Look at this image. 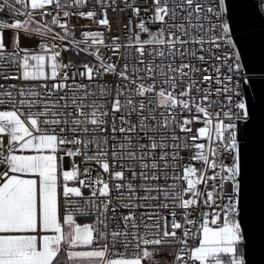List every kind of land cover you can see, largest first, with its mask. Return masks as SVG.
Segmentation results:
<instances>
[{
    "label": "snow or ice",
    "instance_id": "6c2138e0",
    "mask_svg": "<svg viewBox=\"0 0 264 264\" xmlns=\"http://www.w3.org/2000/svg\"><path fill=\"white\" fill-rule=\"evenodd\" d=\"M88 4L0 0V264H249L264 0Z\"/></svg>",
    "mask_w": 264,
    "mask_h": 264
},
{
    "label": "water",
    "instance_id": "95a60500",
    "mask_svg": "<svg viewBox=\"0 0 264 264\" xmlns=\"http://www.w3.org/2000/svg\"><path fill=\"white\" fill-rule=\"evenodd\" d=\"M253 154V187H254V207H255V233L252 237L248 260L249 264H264V246L260 242L259 230V208L261 191V172H262V148L259 131L257 130L252 142Z\"/></svg>",
    "mask_w": 264,
    "mask_h": 264
},
{
    "label": "built area",
    "instance_id": "2783aa9c",
    "mask_svg": "<svg viewBox=\"0 0 264 264\" xmlns=\"http://www.w3.org/2000/svg\"><path fill=\"white\" fill-rule=\"evenodd\" d=\"M93 6H96V0H89L88 7L91 8ZM97 8H98V6H97ZM129 14L130 13L128 12V10H125L124 12H120L119 10H117L116 12H113L111 9H109L108 16H109L110 20L113 21V24H112V33L105 32V38L106 39L108 38L109 35H117L120 37L121 41H126L127 30L125 28H123L122 23H120L119 21L126 23L127 22L126 18ZM37 19H39V17H37ZM72 20H73V23L76 24L78 30H79L81 25H88V27L91 30H97L98 28H101V30H102V26L92 24L90 21H87L83 18L73 17ZM57 31H59V29H57ZM101 52H102V54L105 55L106 59H108V60H118V57L113 56L110 51H108L104 48H101ZM63 55L65 56L66 59L68 58L67 53H63ZM74 57H76V58L86 57L89 60V61H87V63H93L94 62L93 58L88 56L87 54L82 53L81 55L74 56ZM157 62H159V61H157ZM118 63H123V61L118 60ZM76 64L80 65L78 63H76ZM77 79L79 80V77H77ZM106 79L108 80L109 83H115V77L109 76V77H106ZM13 82L14 81L5 82L3 80H0V83H5V84L13 83Z\"/></svg>",
    "mask_w": 264,
    "mask_h": 264
},
{
    "label": "trees",
    "instance_id": "16d2710c",
    "mask_svg": "<svg viewBox=\"0 0 264 264\" xmlns=\"http://www.w3.org/2000/svg\"><path fill=\"white\" fill-rule=\"evenodd\" d=\"M72 59L75 63H78V64L89 61L86 57H80V58L72 57Z\"/></svg>",
    "mask_w": 264,
    "mask_h": 264
}]
</instances>
